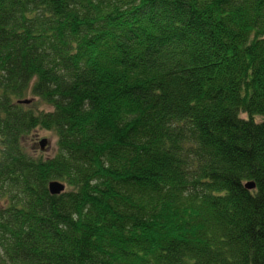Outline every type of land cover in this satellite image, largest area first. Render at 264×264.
I'll list each match as a JSON object with an SVG mask.
<instances>
[{"label":"trees","instance_id":"16d2710c","mask_svg":"<svg viewBox=\"0 0 264 264\" xmlns=\"http://www.w3.org/2000/svg\"><path fill=\"white\" fill-rule=\"evenodd\" d=\"M0 264H264V0H0Z\"/></svg>","mask_w":264,"mask_h":264},{"label":"rangeland","instance_id":"374dc122","mask_svg":"<svg viewBox=\"0 0 264 264\" xmlns=\"http://www.w3.org/2000/svg\"><path fill=\"white\" fill-rule=\"evenodd\" d=\"M27 99H32L33 102H37V100L32 98L30 95L27 96ZM36 106H39V109H47V107L42 103H38ZM243 117H245V115H243ZM43 138L47 139V143L45 145V150L42 151L39 147V141ZM27 141V146L29 149L31 148L33 156L47 158L53 156L56 151V138L50 132L44 130H35L30 134Z\"/></svg>","mask_w":264,"mask_h":264},{"label":"water","instance_id":"95a60500","mask_svg":"<svg viewBox=\"0 0 264 264\" xmlns=\"http://www.w3.org/2000/svg\"><path fill=\"white\" fill-rule=\"evenodd\" d=\"M19 104L29 105L31 103V100L25 99L18 101ZM47 143V139L43 138L39 141V147L43 151L45 150V145ZM245 188L248 190H252L255 188V184L253 182H247L245 184ZM66 190V185L64 183H61L59 181H50L48 183V192L51 195H59L63 193Z\"/></svg>","mask_w":264,"mask_h":264},{"label":"bare ground","instance_id":"6f19581e","mask_svg":"<svg viewBox=\"0 0 264 264\" xmlns=\"http://www.w3.org/2000/svg\"><path fill=\"white\" fill-rule=\"evenodd\" d=\"M51 195V194H50ZM45 249V248H44Z\"/></svg>","mask_w":264,"mask_h":264}]
</instances>
